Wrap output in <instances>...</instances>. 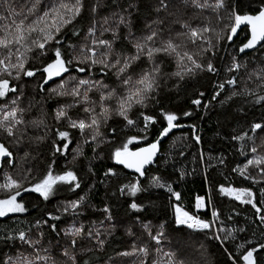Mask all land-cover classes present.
Returning <instances> with one entry per match:
<instances>
[{"label":"snow or ice","instance_id":"1","mask_svg":"<svg viewBox=\"0 0 264 264\" xmlns=\"http://www.w3.org/2000/svg\"><path fill=\"white\" fill-rule=\"evenodd\" d=\"M217 106L237 125L227 140L240 183L205 176L207 197L187 208L165 172L189 137L163 141L187 127L200 146L197 123L181 120ZM213 159L226 165L203 150L193 163L207 172ZM97 161L111 162L102 177ZM96 180L102 208L90 204ZM213 191L238 204L225 216ZM25 194L37 215L0 229L11 246L0 264H197L196 243L202 264L208 243L224 264H264V0H0V218L30 213Z\"/></svg>","mask_w":264,"mask_h":264},{"label":"trees","instance_id":"2","mask_svg":"<svg viewBox=\"0 0 264 264\" xmlns=\"http://www.w3.org/2000/svg\"><path fill=\"white\" fill-rule=\"evenodd\" d=\"M207 84V77H204L199 81L198 84L195 85L197 88H201L203 90V86ZM193 89L189 88L188 95H191ZM175 100V96H173ZM183 103V101H180ZM173 106V105H169ZM223 109L218 106L211 112L205 114V112L201 109L198 113L194 114L192 118H182L181 123L191 124L193 122L197 123L199 134L202 136L203 143L200 146H196L194 141L190 139L191 137V129L185 127L183 129H175L173 133L169 135L163 142L164 150H168L172 140L175 137H183L187 135L189 139L186 141L188 147L185 148V157L175 156V159L170 163L165 172L166 176H172V182L175 191L181 193V203L183 206L187 208H191L194 204V199L197 195L207 197L209 193V185L205 182V176L208 177V180L213 185H218L219 183L227 184L231 181L234 184L240 183V178L236 177L234 173L229 172L230 167H234L236 160H242V157H239L235 149L232 147L227 140V136L232 132L234 127H237L235 121L230 119H225L224 116L220 115ZM259 109L257 110V117H259ZM203 117V118H201ZM251 118V117H250ZM178 144L181 141H177ZM235 143V142H233ZM199 150H203L205 154V159H208V155L211 154L212 157H219L223 154L227 158L226 165H219L215 159L212 160V164L215 165L214 168H208L207 172H205V165L193 163V157L196 156L198 158ZM88 155L91 156L90 149L86 150ZM70 159V157H69ZM61 163H63L61 161ZM111 164L110 161L105 163L96 162V172L98 177H102V173L105 170L106 166ZM174 168H183L187 172L191 173V175L185 176L183 180H177L178 173L173 174ZM162 170V169H161ZM224 173V175H221ZM155 174V171H154ZM225 175L229 177L228 180H225ZM90 183H95L96 188L93 189L90 195V204L95 205L96 208H102L104 203L106 202V189L105 186L100 184L98 180L90 181ZM248 182H243V184H247ZM258 187L256 186L253 190L258 193ZM71 196V193H65L63 195L57 196L54 198L47 207L50 210H55L56 205L64 199V196ZM214 201L217 203V206L221 208L222 212L226 216L229 214V211L232 207L236 206L238 202H230L228 198L220 197L215 194V191L212 193ZM161 199L157 201V204L161 202L167 203V194L161 191L160 193ZM26 201L29 202L30 213L25 214H14L8 218H0V229H27V223H20L19 221H31L34 220L37 212L31 209V205L37 203L35 198V194H25ZM220 201H224L223 204ZM45 205H41L43 208ZM91 211V209H90ZM237 211L240 213L239 217H236L244 222L245 216H251L252 210L250 206L241 205L237 207ZM95 215H98L95 214ZM94 218V217H93ZM206 218H210V212L208 213ZM63 227V225H61ZM249 236H251V232H249ZM126 238L123 236V230H120L116 233V239L113 241L112 246L108 248V255H112L113 248H120L121 241ZM254 240H259L260 235L257 230L256 236L253 237ZM208 255L207 259L212 262V264H224L226 257L222 254V252L216 247L215 244L208 243ZM10 245L6 246L3 242H0V250L3 252H9ZM194 249H197V245L193 246ZM191 252H189L190 255ZM101 255V254H98ZM106 259V257H104ZM198 262L202 264V260L197 258Z\"/></svg>","mask_w":264,"mask_h":264},{"label":"rangeland","instance_id":"3","mask_svg":"<svg viewBox=\"0 0 264 264\" xmlns=\"http://www.w3.org/2000/svg\"><path fill=\"white\" fill-rule=\"evenodd\" d=\"M196 245H197V249H198V248H199V244L196 243ZM197 249H194L193 247H192L191 249H189V252H191V253H190V258H191L193 261L197 262V264H200V263L198 262L197 258H200V259L202 260V257L200 256V252L197 251Z\"/></svg>","mask_w":264,"mask_h":264},{"label":"water","instance_id":"4","mask_svg":"<svg viewBox=\"0 0 264 264\" xmlns=\"http://www.w3.org/2000/svg\"><path fill=\"white\" fill-rule=\"evenodd\" d=\"M174 130H175V129H174ZM174 130H173V131H174ZM170 134H171V133H170ZM170 134H169V135H170ZM163 142H164V141H163Z\"/></svg>","mask_w":264,"mask_h":264}]
</instances>
